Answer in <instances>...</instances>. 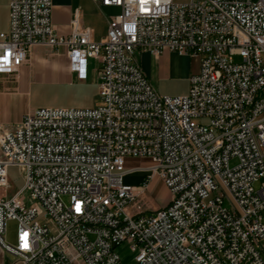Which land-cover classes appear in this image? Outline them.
<instances>
[{"label":"built area","instance_id":"obj_1","mask_svg":"<svg viewBox=\"0 0 264 264\" xmlns=\"http://www.w3.org/2000/svg\"><path fill=\"white\" fill-rule=\"evenodd\" d=\"M92 1L119 10L99 43L78 18L58 35L51 0H9L0 75H15L34 47L63 49L79 80L99 64L100 103L0 126V251L12 264H121L120 245L133 264H264V0ZM142 52L197 62L187 94L160 96ZM141 159L149 165L127 170ZM10 167L24 181L12 194ZM138 172L140 187L124 183ZM151 176L170 199L134 215Z\"/></svg>","mask_w":264,"mask_h":264},{"label":"crops","instance_id":"obj_2","mask_svg":"<svg viewBox=\"0 0 264 264\" xmlns=\"http://www.w3.org/2000/svg\"><path fill=\"white\" fill-rule=\"evenodd\" d=\"M51 5V21L54 31L58 35L68 36L71 32L72 20L78 18L81 26L91 30L94 42L99 43L105 37L107 20L111 17L103 14L107 7H101L92 0H51ZM112 9L119 12L116 8ZM8 29L9 0H0V33H7ZM141 57L143 68L137 61V58L140 59ZM137 58L136 61L140 70L151 85L153 77L188 81L191 73L196 71L198 67L197 62L174 53H163L159 57H154L147 52H142ZM90 62L99 66L96 61L89 60L86 78L79 80L75 74L69 71L63 49L34 47L29 52L27 61L23 63L15 75H0V126L10 130L19 125L27 113L34 110L32 108V93L35 84H86L90 72L96 74L99 83V68L90 70ZM128 161L126 167L127 170H130L133 167H128ZM138 175L136 185L133 187H140L145 180V172H138ZM5 256L6 254L0 251V264H12V262L6 263Z\"/></svg>","mask_w":264,"mask_h":264},{"label":"rangeland","instance_id":"obj_3","mask_svg":"<svg viewBox=\"0 0 264 264\" xmlns=\"http://www.w3.org/2000/svg\"><path fill=\"white\" fill-rule=\"evenodd\" d=\"M188 0H173L175 4L186 3ZM105 16H115L118 11L112 8H107ZM103 33V29H102ZM141 68H143V59L137 58ZM241 60L238 57L233 58V63L238 64ZM98 69L99 66L90 62V70ZM154 69V66H152ZM153 88L160 96H182L187 94L189 83L185 79H159L153 77L151 81ZM98 79L96 74L89 73V79L86 84H35L32 93V108L34 109H90L96 107L100 100L97 95ZM234 162H231L233 165ZM149 161L146 159L130 160L128 167H147ZM139 175L138 173L128 174L124 178V183L135 186ZM8 178L11 188L8 194H12L23 186V174L19 168H10L8 170ZM0 194H3L0 190ZM170 199L168 190L157 176H151L148 181V187L144 193L139 196L130 206V211L134 215H150L158 209L162 208ZM5 241L8 244L14 243V235L16 231V223L8 222ZM121 264H133L134 254L130 251L127 245H120L116 248ZM6 263H11L12 258L9 255L5 256Z\"/></svg>","mask_w":264,"mask_h":264}]
</instances>
